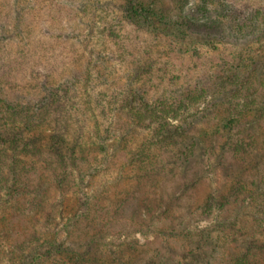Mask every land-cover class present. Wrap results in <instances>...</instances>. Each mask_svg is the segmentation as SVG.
<instances>
[{
    "label": "rangeland",
    "instance_id": "1",
    "mask_svg": "<svg viewBox=\"0 0 264 264\" xmlns=\"http://www.w3.org/2000/svg\"><path fill=\"white\" fill-rule=\"evenodd\" d=\"M122 1L0 0V79L14 82L24 103L40 95L31 88L45 78L68 81L71 63H85L96 53L104 62L86 86L69 81L74 93L68 107L74 111L65 116L66 138L68 147L75 145L76 160L68 150L58 160L45 149L51 125L62 117L52 110L39 128V154L30 148L21 158L20 167L27 165L22 186L9 182L12 197L0 192V259L16 237L21 248L28 243V250L48 256L42 264L56 261L48 247L53 238L60 250L81 255L80 264L87 258L101 264H218L222 253H240L246 246L260 248L255 256L252 250L253 259L264 264V187L248 185L264 168V116L250 125L254 115L244 113L238 126L229 127L225 119L243 101L232 100L229 84L217 78L223 71L241 74L239 68L255 67V57H264V0H207V11L201 0H141L168 14L181 31L186 26L183 38L157 24L127 23L117 9ZM234 10L241 11L236 19L230 18ZM251 15L255 20L248 21ZM200 26L213 29L205 28L203 38ZM139 65L145 74L130 86ZM131 90L135 98L165 102L191 93L180 116L186 126L201 120L188 127L194 139L195 133L203 135L195 139L194 157L183 155L184 138L162 148L153 123L130 124L133 116L121 104ZM170 122L179 126L181 118ZM49 164L59 177L52 178ZM233 185L248 192L232 195ZM222 195L224 211L213 205L205 211L207 201ZM32 229L44 233L41 240L34 241ZM200 231L208 232L207 241L199 239ZM204 241L205 253L192 254Z\"/></svg>",
    "mask_w": 264,
    "mask_h": 264
},
{
    "label": "trees",
    "instance_id": "2",
    "mask_svg": "<svg viewBox=\"0 0 264 264\" xmlns=\"http://www.w3.org/2000/svg\"><path fill=\"white\" fill-rule=\"evenodd\" d=\"M206 2L207 0H201V5L204 11H207ZM212 5H217V7H220V4L212 3ZM117 9L124 14V21L133 26H137L136 24L138 23L146 25L157 24L164 31L175 30L176 36L178 38L184 37L183 31L186 30V26H183V31H181L177 27V23H175V21H173L168 14L161 12L157 8L152 7V5L150 4H144L141 0H123L118 5ZM234 12L235 14L233 12H230V18L233 17L236 19V17L240 15L241 11L234 10ZM250 20H255L254 16L251 15L248 21ZM15 22L16 23L14 24V26H16L17 20ZM188 26L191 29L193 27L192 24H189ZM14 28L15 27H12V29ZM205 28L207 27L200 26L198 33L200 35L201 33L206 34L208 33V30L213 29L212 27L207 28L208 30ZM215 33L220 34L219 32ZM262 34L264 35V32H262ZM108 38L112 40L111 42L117 40V36L114 32H110L108 34ZM196 38L200 42L202 41L200 37L196 36ZM115 45L116 44L114 43H110L108 44V47H112ZM262 48L264 49V45L262 46ZM91 56L92 54L89 53V57ZM93 58H95L96 60L93 61ZM257 58L258 59H256L255 57L254 61L255 67H238L240 71H242L241 74H239L237 71H230V73L228 71H223L224 73L217 74V78L219 81H225L227 82V84H229V93H232V95L234 96L232 100H235L236 98L239 99L238 101H243V104L235 107L233 113L225 119L226 124L229 127L238 126L239 121L244 118L243 114L249 112L253 113L254 115L252 120L249 121V123L252 122L250 125H253L255 120L258 124L260 123V121H262V117L264 116V90L259 93L257 89L261 86V83H264V57L262 56ZM102 63L104 62L101 56L97 53L92 57V59H89V61L85 63H71L70 66L72 67V70H70V74L67 75L68 81L65 80V83L62 84H54L47 78H45L35 87L31 88V90H33L34 92L36 91L39 93V91H42L41 93H39L40 95L37 96L36 94L34 97L30 98L27 103H24L22 100V92H18L16 91V88H13L12 84L14 82H11V84L10 80L3 81L2 79H0V187L2 189H0V192L4 190V193H9V196L12 197L14 193L13 190H11L12 187H9L8 185L9 182L12 186H14V184L22 186L20 176L23 172L21 169H25L27 165H24L25 168L20 167L21 158H24L27 154L31 153V151H29L30 148H34V152L39 154L41 147L36 146L37 141H41L38 140V138H41L39 137V135H42V133L39 132V128H41V126L43 125L42 122L45 116L51 114L52 110L59 113L62 117L58 116L57 118L59 119H57L51 125L52 135L49 134L50 141L48 145L45 146V149L50 150L52 152L51 154H55V159L58 160L62 159L64 151L68 150L70 152L68 154V156H70V160H76L73 156L75 154V145L74 143H72L68 147V140L66 138V132L68 130V127H70V120L65 119V116L66 118H71L70 114H72L71 112L74 111V109H71L72 107H68L69 100L71 99L70 94L73 95L74 93L71 91V88H73V84L69 81L73 80V83L75 81V86H86L87 77H90L92 72L97 71ZM243 64L244 63H241V61H239L240 67ZM77 65L82 66L83 69L78 70L77 72ZM140 66L141 65L135 67V71L131 74L129 80L130 86L136 84L138 80H140V78L144 76L145 73L140 72ZM128 78L129 76H127V80ZM251 82H253V84H256L252 85ZM21 89L24 88L21 87ZM219 91H221V89ZM199 96L201 95H198L196 97ZM190 97L191 93L186 94L182 97L169 99L166 102L161 99L150 101L142 100L138 95L135 98V95H132L131 90L126 93V98H124L125 100L123 101L121 106L124 109L123 111L127 110L128 112H130L131 116H133V119H129L131 125H137L138 127H141L145 125L146 121L153 123L152 126H154L153 130L155 137L162 134L161 139H159L157 142L160 147L164 148L165 146L169 145L173 146V144H175L178 139L181 140L182 138H184L185 141L183 143V155H185V158L188 159L187 156H189V158L194 157L196 147L198 146V142H196L197 137L199 139L203 137V135L195 133V140L191 136V133L188 132V127H192L193 124H200L201 120H192V126H190V124L186 126L185 118L180 116L181 109L184 108V104H186V101H188L187 98ZM134 103H136L137 105H133ZM178 117L181 118V124H179V126L172 125L170 121L174 120L175 118L177 119ZM221 121L222 120L219 119L218 123H221ZM76 122H78L79 124V121ZM217 125L218 124H216V127ZM95 126L97 129H99L98 121H95ZM21 154L23 155L21 156ZM48 169V172L50 171L52 178L55 179V175L59 174V171L56 172V170H58L57 167H52V165L50 166L49 164ZM59 176L60 175H58L57 177ZM248 185L255 186L258 190H261V188L264 187V168L262 170H258L255 178L251 179ZM230 189L231 190L229 191L228 189V191L232 195L245 194L246 192H248L247 187L239 186L236 189V186L233 185ZM226 196L222 195L221 197H219V199L221 200H214L213 204H211L210 201H207L204 206L205 211H210L212 205L217 207L218 213L224 211V200ZM35 198L38 197H33L35 203L32 204V206L38 208L40 206L38 203L39 200H36ZM5 204L7 205V203ZM11 205H15L13 206V208L16 209L15 207L17 206V203H11ZM214 211L215 209L211 210V212ZM221 218L225 219L224 216H221ZM225 221L226 220H222L219 223L223 224ZM217 225L216 229L220 232L222 230L219 228L221 224H219V227ZM31 233L35 236L34 241L41 240L44 235V233H39L38 236L33 229ZM13 234L14 232L11 233V235ZM197 236H199L200 240L205 239L207 241L208 232L200 231ZM53 239L51 245L48 246L52 249V257L56 259V261H53V264H80L81 260L78 259V257L81 255H77L69 249L60 250L63 246L60 244H56ZM222 240L226 242L223 238ZM206 241L202 242L200 247H195L191 251V253H205V247L207 245ZM11 243V247H9L10 252L5 255V260L0 259V264H42L40 263L42 262V260L48 259V256L45 254L39 256L35 252V250H28V243L21 248V243H19L16 237L12 239ZM241 250L242 252L234 253L233 255L222 253L218 264L258 263L257 260L253 259L255 257H253L252 250H254L255 256V252H261L260 248H251L250 246H246L244 248L241 247ZM24 252H27L30 255H27L25 257ZM113 261L114 260H111L109 263L112 264ZM154 261L155 260L150 261L146 264H155ZM83 262L84 264H101L97 262L96 259L88 258Z\"/></svg>",
    "mask_w": 264,
    "mask_h": 264
}]
</instances>
